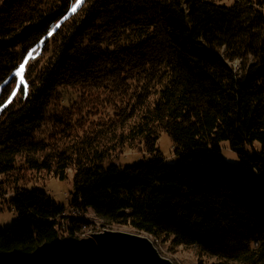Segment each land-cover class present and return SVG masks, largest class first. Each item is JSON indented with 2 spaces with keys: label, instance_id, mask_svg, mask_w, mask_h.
<instances>
[{
  "label": "trees",
  "instance_id": "obj_1",
  "mask_svg": "<svg viewBox=\"0 0 264 264\" xmlns=\"http://www.w3.org/2000/svg\"><path fill=\"white\" fill-rule=\"evenodd\" d=\"M76 3L0 0V206L18 218L0 229V264H118L78 242L92 210L106 225L196 246L210 264H264V0ZM78 89L89 103L105 93L133 104L109 124L75 119L68 90ZM161 132L176 163L158 149ZM137 142L154 157L108 163ZM70 170L80 215L27 187L32 173L65 180Z\"/></svg>",
  "mask_w": 264,
  "mask_h": 264
},
{
  "label": "rangeland",
  "instance_id": "obj_2",
  "mask_svg": "<svg viewBox=\"0 0 264 264\" xmlns=\"http://www.w3.org/2000/svg\"><path fill=\"white\" fill-rule=\"evenodd\" d=\"M215 1L219 4L233 6L238 0H215ZM26 60H27V64L31 63L32 55L28 56ZM27 64H25V69L27 67ZM234 65L235 67H237L236 65H238V62H236ZM68 91L74 93V96L70 98L71 99L75 98V100L77 101L75 107V113L77 116L75 117V119L83 115L82 117L87 116L91 121H99L102 125L109 124L112 120H115L116 112H119L120 109L126 107L127 103L133 104L131 100L129 101L130 95H127L124 99L122 95L120 96L115 94L108 95L102 93V97L100 98V101L89 103L85 100H82L83 97L82 89L68 90ZM82 117L80 119H82ZM130 123L131 122L127 124V127L129 126ZM105 128H106L105 126L102 127L103 130L107 131ZM44 130H45L44 134L48 136L47 129L45 128ZM80 134L82 135L83 133L81 132ZM105 141L108 140L105 139ZM59 143L62 146H71L75 144L76 141L75 139L64 138L61 139ZM221 146L223 149V155L225 160L232 164L239 165L241 160L238 154L230 148L229 142H223ZM254 147L256 149H261L260 143H255ZM158 149L164 155L167 162L176 163L178 161V157L174 151L175 148L173 142L171 138L164 132L160 133ZM247 150L251 155L254 153L253 148L250 146L247 147ZM153 157L154 154H150L144 149V144H140L139 142H137L133 146L126 145L125 148L122 149V151H118L117 153H114L109 159L108 163L114 162V164L116 165L126 167L129 165L141 163L144 160ZM73 178H74V172L72 170H70L68 178L65 180H60L47 174L32 173L31 178L28 181L29 185L27 187L30 189H38L41 191L48 192L50 196H52L57 202L64 204L68 208V211L69 210L71 211V213H67V214L72 215L74 211L71 210L70 200L73 192ZM0 181H1V177H0ZM83 216L90 223L91 226L87 228L84 227V232L81 233L80 240H78V242L82 244L93 242L92 234L95 232H101L103 230L138 233L130 227L116 226V225L111 226L104 224V222L99 217L96 216L93 210L87 211ZM17 221L18 218L14 211H10L0 206V229H7L12 225H14L15 223H17ZM143 235H147V234H143ZM148 236L153 239V241L156 243V246L159 248L160 252L164 256L171 259L174 264H210L211 262L215 261V258L200 254L196 246L174 247L171 246L169 243L162 244L159 240L158 241L160 244L158 245L156 242L157 240L156 238L150 235Z\"/></svg>",
  "mask_w": 264,
  "mask_h": 264
},
{
  "label": "water",
  "instance_id": "obj_3",
  "mask_svg": "<svg viewBox=\"0 0 264 264\" xmlns=\"http://www.w3.org/2000/svg\"><path fill=\"white\" fill-rule=\"evenodd\" d=\"M92 239L99 256L118 264H174L148 234L103 230Z\"/></svg>",
  "mask_w": 264,
  "mask_h": 264
},
{
  "label": "snow or ice",
  "instance_id": "obj_4",
  "mask_svg": "<svg viewBox=\"0 0 264 264\" xmlns=\"http://www.w3.org/2000/svg\"><path fill=\"white\" fill-rule=\"evenodd\" d=\"M83 3V0H77V3L73 6L72 11L75 12ZM25 64H27V60L23 64H21L16 72V75L20 77V84H24V69H25ZM19 86V85H18ZM27 90V86L25 85V92ZM15 95V93H13Z\"/></svg>",
  "mask_w": 264,
  "mask_h": 264
},
{
  "label": "built area",
  "instance_id": "obj_5",
  "mask_svg": "<svg viewBox=\"0 0 264 264\" xmlns=\"http://www.w3.org/2000/svg\"><path fill=\"white\" fill-rule=\"evenodd\" d=\"M54 29H55V27H54L53 29H51V30H54ZM33 54H34V55H33ZM33 54H32V60H31V61H34L35 58H37V57L40 56V50H39L38 48H35V49L33 50ZM74 213H76V214H78V215L81 214L79 211H74Z\"/></svg>",
  "mask_w": 264,
  "mask_h": 264
},
{
  "label": "bare ground",
  "instance_id": "obj_6",
  "mask_svg": "<svg viewBox=\"0 0 264 264\" xmlns=\"http://www.w3.org/2000/svg\"><path fill=\"white\" fill-rule=\"evenodd\" d=\"M54 27H55V23H52L51 26H50V29H53ZM156 242H157L158 245L160 244L158 240H156Z\"/></svg>",
  "mask_w": 264,
  "mask_h": 264
}]
</instances>
